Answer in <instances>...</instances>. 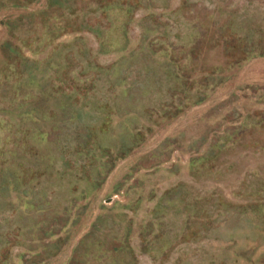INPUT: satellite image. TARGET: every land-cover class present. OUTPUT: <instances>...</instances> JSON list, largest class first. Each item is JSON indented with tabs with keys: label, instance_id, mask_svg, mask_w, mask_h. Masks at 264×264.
I'll return each mask as SVG.
<instances>
[{
	"label": "rangeland",
	"instance_id": "obj_1",
	"mask_svg": "<svg viewBox=\"0 0 264 264\" xmlns=\"http://www.w3.org/2000/svg\"><path fill=\"white\" fill-rule=\"evenodd\" d=\"M0 264H264V0H0Z\"/></svg>",
	"mask_w": 264,
	"mask_h": 264
}]
</instances>
